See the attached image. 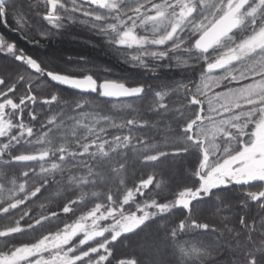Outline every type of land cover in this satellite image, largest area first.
<instances>
[{
    "label": "trees",
    "instance_id": "trees-1",
    "mask_svg": "<svg viewBox=\"0 0 264 264\" xmlns=\"http://www.w3.org/2000/svg\"><path fill=\"white\" fill-rule=\"evenodd\" d=\"M123 1L102 8L84 0H57L55 12L66 27L43 39L37 33L48 28L41 17L47 0H7L24 6L25 27L17 29L11 17L0 24V35L16 46L12 53H0V102L12 104L5 110L11 128L0 136V252L34 245L97 206L121 209L115 219L134 211L139 215V207L151 204L171 207L154 211L133 234L80 246L79 253L106 241L97 253L72 264H264L261 181L210 187L174 205L181 193L198 189L212 168L249 145L264 120V86L248 96L240 93L264 82V45L234 61L226 59L217 71L201 58H223L264 26V0L256 8L258 0H250L239 12L238 28L207 52L173 49L172 43L199 36L229 0H193L188 26L173 32L172 43L161 45L150 38L140 45L126 38L124 45L116 43L131 27L135 35L151 38L149 29L154 30L135 10L138 2L150 6L154 0H129L128 8ZM166 28L155 36L167 34ZM27 57L37 59L39 67L32 70ZM48 73L90 76L97 83L140 87L141 93L100 99L97 91L59 87ZM38 152L47 157L13 161Z\"/></svg>",
    "mask_w": 264,
    "mask_h": 264
},
{
    "label": "rangeland",
    "instance_id": "rangeland-1",
    "mask_svg": "<svg viewBox=\"0 0 264 264\" xmlns=\"http://www.w3.org/2000/svg\"><path fill=\"white\" fill-rule=\"evenodd\" d=\"M84 1L90 2L102 8H113L118 3L119 0H84ZM262 1L263 0H258L256 3L252 5V8L258 7V5ZM203 2L205 4L207 0H204ZM235 2L236 0H229L225 4V10L222 14H224L228 9H230ZM156 5L158 6V9L168 7L167 6L168 4L161 5V3L160 4L158 3ZM151 10H153V8H151ZM168 12L170 14L168 13L165 19L156 17V25L151 23L153 19L152 15H149L142 20L141 23H143L144 25L147 24L148 26L153 27L154 29L153 31L149 29L152 32V38L150 37V35L148 36V33L147 35L145 34L142 36L135 35L133 33V27H131L132 37H135L136 41L144 39L145 42V40L149 38L150 41H154L158 38L167 36L168 33L170 32L173 33L176 32L178 29H184L188 26L187 23L189 22L188 21L189 18L186 19L183 23H179L176 19V16L173 15V11L171 12L168 11ZM237 17L240 23L241 18L239 14L237 15ZM163 25L167 27L166 28L168 30L167 34L160 37H156L155 34L159 31V28ZM131 43L140 45V43H134L133 41H131ZM263 45H264V26H261L257 30V32L251 35L244 44L232 50H227L224 57L218 60L228 59L229 61H234L236 60V58H239L245 54H249ZM227 64L228 62L226 63V65ZM263 86H264V82L251 83L246 87H244V89H242L240 93L242 92L245 96H248L249 95L248 93H250L253 90L254 91L259 90ZM9 107H12L10 101L0 102V136L6 134L11 128L10 123L5 117V110ZM35 154H40V153L38 152ZM252 178L261 181V183L263 184L262 191H264V120L261 123V125L254 130L249 145L242 147V149L237 154L229 158H226L217 166L212 168L205 175V177L201 178V183L198 189L193 191L191 190L184 191L177 198L174 205L179 204L180 200L185 199L186 201H189L195 197L200 196L203 193H206L210 189L211 184H214V186H222L232 182L235 183L246 182ZM131 198L132 196H128L124 200V203H126L127 200ZM170 207L171 205L153 206L151 204H148L145 208L139 207L137 209L140 212L139 215H136V212L134 211L130 214L124 213V214L116 215V218L114 219L115 217L114 215L117 214L119 211H121V209L119 208L102 209V207L97 206L94 207L91 211L85 213L72 225L65 227L62 231L43 237L34 245L18 247L17 255L19 259L23 262V264H72L80 260L81 258H86L89 254L97 253L98 250L104 247L103 245L106 243V241L108 242L109 240H113L118 235H120L121 234L120 227L123 224L130 222L133 219V217L134 219H140L141 217H144V219L142 220V222H144L148 217L153 215L154 211L155 212L164 211L166 209H169ZM145 213H147V216H145ZM104 221H109V222L107 224H102ZM99 231L107 232L106 236L102 237L106 241L102 239L104 242H101V244H97L95 246L93 245L89 247L88 250L79 253V248L80 246H82L81 240L83 241V239L88 235ZM74 238L77 241L74 243V245L71 244L69 246V244L72 242ZM88 244L89 243H87L86 245ZM92 261L89 260L87 264H93L94 262ZM95 262H97V259L95 260Z\"/></svg>",
    "mask_w": 264,
    "mask_h": 264
},
{
    "label": "snow or ice",
    "instance_id": "snow-or-ice-1",
    "mask_svg": "<svg viewBox=\"0 0 264 264\" xmlns=\"http://www.w3.org/2000/svg\"><path fill=\"white\" fill-rule=\"evenodd\" d=\"M43 2V0H41ZM47 10L41 13L42 19L46 22L48 28L47 30H41L38 31V36L47 39V38H54L56 35H58L57 31H54L55 29H63L66 27V25L62 22L64 17L60 14L55 12V7L57 6V0H47ZM111 6V5H109ZM29 8H34L35 5H28ZM238 7V6H237ZM170 8H176L178 9L177 12H173V15L176 16V19L179 23H183L186 19L192 17L195 12L196 5L193 2V0H177V3L174 5H169L166 8H159L157 5H153V10L155 11V16L161 19H165L168 15V11ZM235 11V9L229 10L227 13L228 16H231L232 13ZM25 15V8L21 5H16L14 3H8L7 0H0V24H7L9 18L11 17L13 21L15 22L16 28L19 29L20 27H25L23 24V17ZM69 22H73L71 18H69ZM124 22L121 21V24ZM22 25V26H21ZM51 26V27H49ZM178 26V25H177ZM113 27V26H109ZM175 30V29H174ZM173 36V33H168L167 39H156L153 41L154 44L161 45L164 44L165 41L168 43H172L171 37ZM132 37V30L127 29L125 30L120 38L116 41L118 45H124L126 43L125 38ZM132 41L134 43H144V39H141L139 41L135 40V37H132ZM38 42V41H37ZM199 46H202V40L199 39L197 41ZM15 43L9 42L3 35H0V53H12L15 51ZM161 56L166 55L165 53L161 52ZM133 59H138V57L133 56ZM17 59H20V57H17ZM83 59V58H81ZM25 62L29 65V67H39V62L37 59H33L32 57H27ZM220 61H217L219 63ZM215 65H209V67H214ZM47 76L51 78L52 80L60 81L63 79L62 76L55 75L53 73H48ZM262 104H264V100L260 101ZM145 216H147V213H145ZM128 219V218H125ZM144 217H141L139 220H135L134 217L132 221L125 225L124 227H132L135 224H139ZM9 235H14V233H9ZM18 249H13L7 252H0V264H23V262L19 259L18 255ZM30 259V257H29ZM101 259H104L101 257ZM120 264H132V262L128 261H120Z\"/></svg>",
    "mask_w": 264,
    "mask_h": 264
},
{
    "label": "water",
    "instance_id": "water-1",
    "mask_svg": "<svg viewBox=\"0 0 264 264\" xmlns=\"http://www.w3.org/2000/svg\"><path fill=\"white\" fill-rule=\"evenodd\" d=\"M250 0H236L234 5L228 9L224 14H222L219 18H217L207 29H205L198 37L202 40V46L199 50L200 52L209 51L216 43L220 40L231 34L233 31L237 29L239 26V19L237 15L239 12L249 3ZM238 6V7H237ZM235 9L231 16H228L227 13L229 10ZM219 63H215L214 67H208L211 71H217L222 69L227 61L224 59L217 60ZM37 67H31L32 70ZM57 75V74H55ZM62 76V75H58ZM48 77V76H47ZM63 79L60 81L52 80L48 77V79L53 83L58 85L59 87L79 92V93H94L98 92V97L100 99L106 100H122L133 98L141 93L140 87L129 88L124 86L123 84L112 82V81H104L97 83L90 76H85L83 78H73L62 76ZM47 157L46 153L40 154H29V155H21L15 158L14 162L26 163V162H35L43 160ZM211 187H214V184H211ZM186 203V200H180L179 205H183ZM139 220V219H135ZM132 221V220H131ZM130 221V222H131ZM130 222L123 224L120 227V230L123 234H133L138 228L141 227L142 221L139 224H135L132 227H124ZM104 235L103 231H99L93 234L88 235L82 241V244L92 242L98 238H101Z\"/></svg>",
    "mask_w": 264,
    "mask_h": 264
},
{
    "label": "clouds",
    "instance_id": "clouds-1",
    "mask_svg": "<svg viewBox=\"0 0 264 264\" xmlns=\"http://www.w3.org/2000/svg\"><path fill=\"white\" fill-rule=\"evenodd\" d=\"M160 39H162V40L167 39V36L161 37ZM198 40H199V37L196 35H193V37L178 38V40L175 43H172V47H173V49H177V48H181V46H186V50H189V51L192 49L199 50L200 46L197 43ZM201 58L206 61L208 67H209V65H213V64L217 63V60H216L214 55L213 56H202ZM201 75H203V74H201ZM197 91H199V89H197ZM189 102L191 103L192 101H189ZM199 118H200L199 114H197L195 119H199ZM194 122H195V120L190 121V123H194ZM233 127L242 129L241 125H233ZM224 135L228 136L231 134L228 132H224ZM202 264H203V262H202Z\"/></svg>",
    "mask_w": 264,
    "mask_h": 264
},
{
    "label": "flooded vegetation",
    "instance_id": "flooded-vegetation-1",
    "mask_svg": "<svg viewBox=\"0 0 264 264\" xmlns=\"http://www.w3.org/2000/svg\"><path fill=\"white\" fill-rule=\"evenodd\" d=\"M123 3H124V5L126 6V8H128L129 6H130V2H129V0H124L123 1ZM156 5V4H158V3H156V0H154L153 1V3L149 6V4L148 3H137L136 5H135V10H137V14L138 15H146V16H149V15H152L153 16V19H152V23L154 24V25H156V16H155V11L154 10H151V7L153 8V5ZM160 4V3H159ZM143 6H149L148 8H150V9H143L142 7ZM126 40H127V42L128 43H131V41H132V37H127L126 38ZM187 202V201H186ZM106 234H107V232H104V235L102 236V237H105L106 236ZM101 237V238H102ZM75 239V238H74ZM100 239V238H99ZM84 240V239H83ZM97 240V239H96ZM92 242H95V240L94 241H92ZM92 242H88V243H92ZM87 243H84V244H82V240H81V245L82 246H84V245H86Z\"/></svg>",
    "mask_w": 264,
    "mask_h": 264
}]
</instances>
